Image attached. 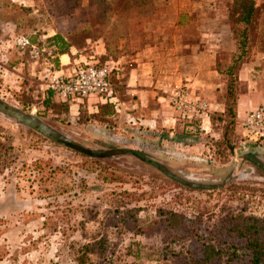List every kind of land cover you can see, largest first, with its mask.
Returning <instances> with one entry per match:
<instances>
[{
	"label": "rangeland",
	"instance_id": "1",
	"mask_svg": "<svg viewBox=\"0 0 264 264\" xmlns=\"http://www.w3.org/2000/svg\"><path fill=\"white\" fill-rule=\"evenodd\" d=\"M60 6L54 0H0V100L62 129L79 144L50 141L0 116V264H177L179 254L165 249L160 210L198 223L182 247L192 254L203 239H218L225 218L264 219V171L247 160L264 165V143L244 137L245 116L238 117L237 104L229 124L228 77L216 71L222 84L213 94L195 92L210 105L203 130L200 122L182 121L156 99L145 102L118 88L125 84L115 76L119 102L117 111L110 108L111 116L95 108L98 98L61 102L46 89L58 60L48 39L60 34L81 50L99 33L91 27L86 1L70 15L61 14ZM163 9L129 21L128 38L117 42L124 56L133 54L136 23ZM223 52L227 57L220 65L232 54ZM167 82L187 85L174 78ZM239 83L236 91L242 95L246 88ZM244 106L245 114L257 108ZM130 151L146 158L130 157ZM109 155L124 157L114 161ZM159 166L204 181L247 167L254 172L219 189L196 190L167 178ZM170 247L181 252L178 245Z\"/></svg>",
	"mask_w": 264,
	"mask_h": 264
},
{
	"label": "crops",
	"instance_id": "2",
	"mask_svg": "<svg viewBox=\"0 0 264 264\" xmlns=\"http://www.w3.org/2000/svg\"><path fill=\"white\" fill-rule=\"evenodd\" d=\"M231 2L167 0L166 7L158 16L137 22L131 43L133 54L109 61L116 67L112 77L122 79L121 83L125 84L118 88L124 87L128 93L145 102L156 99L162 107L168 106L159 102V89L166 80L173 78L186 81L194 94L206 91L213 94L222 84L215 70L216 55L225 50L234 52L236 48L229 18ZM255 2L258 6L264 0ZM261 20L264 23V18ZM103 54L95 43L81 50L71 47L70 54L58 56L55 71L70 74L79 65L95 61L94 58ZM252 55L238 73L239 81L246 88L237 100L240 118L246 116L245 103H249L251 108L264 106V42L253 49ZM63 59H66L65 63ZM98 100L99 106L109 105L117 111V97L111 103Z\"/></svg>",
	"mask_w": 264,
	"mask_h": 264
},
{
	"label": "trees",
	"instance_id": "3",
	"mask_svg": "<svg viewBox=\"0 0 264 264\" xmlns=\"http://www.w3.org/2000/svg\"><path fill=\"white\" fill-rule=\"evenodd\" d=\"M61 6V14L70 15L74 8L82 6L86 1L91 27L99 33L91 44L99 46L104 52L94 58L98 65L109 61H116L123 55L117 49L119 39H127L129 34V21L133 18L146 16L158 8H165L167 0H54ZM52 8L57 9L53 3ZM264 18V3L256 5L255 0H232L230 19L232 23V38L235 42V51L230 54L229 63L220 65V58L226 60L227 54L223 51L216 55L215 70L228 77L227 96L230 102L227 111L231 115V122L236 115L232 113L236 106L239 92L238 73L242 65L250 59L252 51L264 42V27L261 19ZM108 24L111 27L107 31ZM260 30L263 31L261 34ZM110 35L108 33H113ZM113 39V40H112ZM49 46L55 49L58 56L70 54L73 47L65 37L56 34L49 39ZM99 40L102 45H97ZM91 44L89 47H91ZM80 50V49H79ZM89 51V49H87ZM90 52V51H89ZM58 63V60H57ZM224 66V67H223ZM52 95L51 93H49ZM111 106H98V112L111 116ZM198 121H194V125ZM190 124V123H188ZM85 150V149H84ZM136 159L146 158L144 153L130 151ZM164 228L167 230L165 249L182 258L177 264H264V219L256 216L237 215L223 219L219 223L220 236L218 239H203L195 253L183 250V246L195 236L197 222L191 221L171 211L160 210ZM178 245L181 252L174 253L170 247Z\"/></svg>",
	"mask_w": 264,
	"mask_h": 264
},
{
	"label": "built area",
	"instance_id": "4",
	"mask_svg": "<svg viewBox=\"0 0 264 264\" xmlns=\"http://www.w3.org/2000/svg\"><path fill=\"white\" fill-rule=\"evenodd\" d=\"M114 63L98 65L96 61L79 65L70 74L54 72L48 78L46 89L61 102L82 103L91 97L111 103L116 98L112 74ZM158 100L170 107L182 121H198L204 125L208 121L210 105L200 96L192 93L185 84L165 83L162 85ZM244 137L249 141L264 143V107L248 112L242 121Z\"/></svg>",
	"mask_w": 264,
	"mask_h": 264
},
{
	"label": "water",
	"instance_id": "5",
	"mask_svg": "<svg viewBox=\"0 0 264 264\" xmlns=\"http://www.w3.org/2000/svg\"><path fill=\"white\" fill-rule=\"evenodd\" d=\"M0 116L9 119L11 121H14L16 124L22 127L36 131L43 137L49 139L50 141L61 143L63 145L66 144L79 145L78 143L75 142V140L71 135L65 133L62 129L56 128L55 126L32 115L31 113H25L22 110L10 106L1 100H0ZM95 151L99 152V150H95ZM128 156L131 157L132 155L129 154ZM123 157L124 155H109L106 158L109 160L118 161ZM247 160L250 163H252L255 167L264 171V165L258 162L257 160L253 158H248ZM159 170L162 173H164V175L167 178L179 183L180 185L187 186L191 189H196V190L219 189L222 186L229 183L230 181L247 178L250 175H252V173L254 172V168L247 167V168L234 170L230 172L226 177L220 180L204 181L196 178L192 174L184 175L180 172L173 171L171 169H167L162 166H159Z\"/></svg>",
	"mask_w": 264,
	"mask_h": 264
},
{
	"label": "flooded vegetation",
	"instance_id": "6",
	"mask_svg": "<svg viewBox=\"0 0 264 264\" xmlns=\"http://www.w3.org/2000/svg\"><path fill=\"white\" fill-rule=\"evenodd\" d=\"M99 154H103L104 153V151H99L98 152ZM141 161H143L144 163H146V161L145 160H141ZM148 164H151L150 162H147ZM154 165L156 166L157 165V163L156 162H154Z\"/></svg>",
	"mask_w": 264,
	"mask_h": 264
}]
</instances>
